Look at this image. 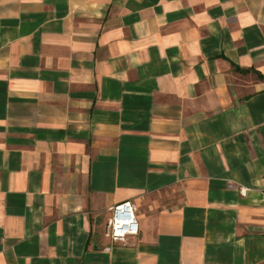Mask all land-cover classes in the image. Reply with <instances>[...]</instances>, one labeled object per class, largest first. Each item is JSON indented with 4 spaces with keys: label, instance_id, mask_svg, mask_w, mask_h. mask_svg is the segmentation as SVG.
<instances>
[{
    "label": "crops",
    "instance_id": "crops-1",
    "mask_svg": "<svg viewBox=\"0 0 264 264\" xmlns=\"http://www.w3.org/2000/svg\"><path fill=\"white\" fill-rule=\"evenodd\" d=\"M0 264H264V0H0Z\"/></svg>",
    "mask_w": 264,
    "mask_h": 264
},
{
    "label": "built area",
    "instance_id": "built-area-1",
    "mask_svg": "<svg viewBox=\"0 0 264 264\" xmlns=\"http://www.w3.org/2000/svg\"><path fill=\"white\" fill-rule=\"evenodd\" d=\"M140 230L136 207L131 201H124L112 207L105 236L113 242L125 241L127 237L138 235Z\"/></svg>",
    "mask_w": 264,
    "mask_h": 264
}]
</instances>
